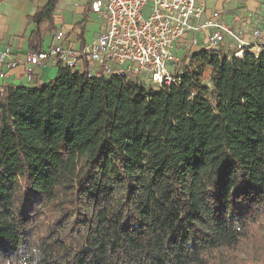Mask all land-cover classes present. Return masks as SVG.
Instances as JSON below:
<instances>
[{
	"label": "trees",
	"instance_id": "1",
	"mask_svg": "<svg viewBox=\"0 0 264 264\" xmlns=\"http://www.w3.org/2000/svg\"><path fill=\"white\" fill-rule=\"evenodd\" d=\"M59 2L30 17L32 50ZM58 68L0 88V264L236 258L264 222V49L197 50L165 89Z\"/></svg>",
	"mask_w": 264,
	"mask_h": 264
},
{
	"label": "built area",
	"instance_id": "2",
	"mask_svg": "<svg viewBox=\"0 0 264 264\" xmlns=\"http://www.w3.org/2000/svg\"><path fill=\"white\" fill-rule=\"evenodd\" d=\"M89 4L102 19L101 30L91 43L75 48L70 36L80 31L62 23L46 50L30 51L23 58L10 46L1 51L0 62L5 68L0 69V79L23 66L27 79L33 82L36 70L53 61L91 78L118 76L165 89L180 83L183 61L199 45L222 51L229 58L247 52L258 55L264 49L263 29L232 26L223 21L219 11L204 18L206 0H89ZM248 17L252 18V13ZM182 49L184 58L179 54Z\"/></svg>",
	"mask_w": 264,
	"mask_h": 264
},
{
	"label": "crops",
	"instance_id": "3",
	"mask_svg": "<svg viewBox=\"0 0 264 264\" xmlns=\"http://www.w3.org/2000/svg\"><path fill=\"white\" fill-rule=\"evenodd\" d=\"M49 0H1L0 2V52L7 46L13 49V52L23 58L25 55L34 51L29 47L28 38L31 32L35 29L34 23L30 20L37 8L44 6ZM74 8H80L81 11L73 12L82 15L80 21L73 23L66 16V8L63 0H60L55 12V25L60 27L65 23L67 28H76L80 31L77 34L70 36L71 44L75 48H81L85 44L91 43L86 38L87 21L91 20L92 16H98L90 10L89 0L75 1ZM206 12L204 18L208 17L213 11H219L223 21L235 27H259L264 30V0H206ZM252 13V18L248 17V13ZM84 24V25H83ZM83 26L85 29H83ZM53 33H48L45 37L43 50L50 47ZM5 67L0 62V69ZM58 65L53 61H49L46 65L36 70V80L30 82L25 73L24 67L18 66L7 72V77L0 79V88L9 85H24L33 87L37 82H49L58 74Z\"/></svg>",
	"mask_w": 264,
	"mask_h": 264
},
{
	"label": "rangeland",
	"instance_id": "4",
	"mask_svg": "<svg viewBox=\"0 0 264 264\" xmlns=\"http://www.w3.org/2000/svg\"><path fill=\"white\" fill-rule=\"evenodd\" d=\"M75 1L78 0H63L64 7L66 8V18L71 20L73 23L80 21L82 15L76 12H73L72 9L79 12L80 8H74ZM81 3L84 0H80ZM145 15H147V11H145ZM102 27V19L93 17L91 20L87 21L86 27V38L91 41L101 30ZM205 49L204 45H199L197 50L201 51ZM184 58L183 49L179 53ZM188 57V56H187ZM191 62V55H189L188 59H184L183 65L185 67L186 64ZM196 65H198L197 61H194ZM172 71L173 66L169 67ZM210 75L211 69L206 67L204 70L203 82L205 84H210ZM150 87V85H148ZM234 254V253H233ZM236 258H231L230 260L225 261L223 257H221V262L219 264H255L259 261L264 260V222L255 230L252 238L243 242L241 250H239L236 254Z\"/></svg>",
	"mask_w": 264,
	"mask_h": 264
}]
</instances>
